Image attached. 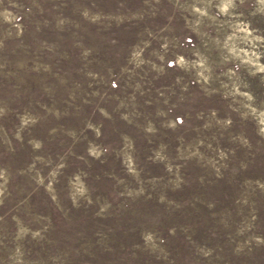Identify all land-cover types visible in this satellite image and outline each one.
Listing matches in <instances>:
<instances>
[{"label":"rangeland","instance_id":"374dc122","mask_svg":"<svg viewBox=\"0 0 264 264\" xmlns=\"http://www.w3.org/2000/svg\"><path fill=\"white\" fill-rule=\"evenodd\" d=\"M0 264H264V0H0Z\"/></svg>","mask_w":264,"mask_h":264}]
</instances>
